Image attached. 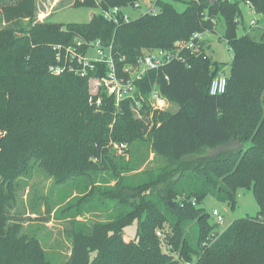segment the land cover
<instances>
[{"label":"trees","instance_id":"1","mask_svg":"<svg viewBox=\"0 0 264 264\" xmlns=\"http://www.w3.org/2000/svg\"><path fill=\"white\" fill-rule=\"evenodd\" d=\"M138 1L75 0L74 6L105 9ZM183 1L182 12L170 0H156L155 14L118 24L102 14L87 23L59 24L36 21L35 0H0V264H54L39 240L22 234L9 215L17 179L34 164L57 184L84 182L79 203L96 190L118 204L110 220L95 223L90 233L73 234L64 264H181L192 259L196 264H264V31L258 28L252 35L249 26L239 34L242 13L231 0ZM243 1L264 24V0ZM220 17L233 55L220 95L208 92L211 79L223 71L203 58L205 41L203 53L180 50L184 61L172 59L136 82L143 119L134 116L128 100L116 105L104 92L98 106L95 97L90 104L89 78L104 76L103 66L86 77L49 71L55 63L53 44L99 40L111 45L117 65L134 63L144 50H173L175 42L196 31H215ZM153 88L177 110H153L148 102ZM231 139L245 148L194 156ZM143 140L153 159L175 167L166 174L143 170L142 181L131 184L115 172L110 142L132 146ZM109 168L116 182L101 188L95 178ZM88 181L92 187L87 191ZM239 188L252 189L257 214L233 220L207 244L215 224L202 206L204 198L211 195L234 207ZM135 220L136 234L130 238L125 229Z\"/></svg>","mask_w":264,"mask_h":264},{"label":"rangeland","instance_id":"2","mask_svg":"<svg viewBox=\"0 0 264 264\" xmlns=\"http://www.w3.org/2000/svg\"><path fill=\"white\" fill-rule=\"evenodd\" d=\"M74 1L35 0L34 19L36 21L48 20L59 24L87 23L92 15L101 13L99 7L74 6ZM231 1L237 3L241 10L238 33L242 34L243 27L250 26L253 14L243 0ZM170 2L179 12L185 8L183 0H170ZM139 4L140 8L126 7L124 12L132 19L139 17L145 12L149 3L148 0H140ZM256 18L260 19V15L257 14ZM215 27V31H206L204 34V41L208 42L205 52L210 60L217 62L223 73L228 75L233 55L223 38L224 21L221 17L215 21ZM257 31V27L249 28L252 35H255ZM90 84L93 87L94 82L92 81ZM177 108L176 104L170 103L167 110L174 112ZM133 113L140 119L144 117L139 113V109H133ZM148 119H145L146 122ZM110 144L115 172L120 173V176H123L125 181L131 184L142 181L140 179L143 178V170L162 171L163 174H166L175 167L173 165L166 166L168 162L162 158L153 159V153L146 140L135 141L132 146L126 144L125 149H120L119 143L110 142ZM202 153H198L197 156L200 157ZM95 181L100 184L101 188L112 186L116 182L112 168L98 172ZM82 183L84 184L77 180L66 184H57L38 164H34L29 173L19 177L15 184L16 199L14 205L9 209L11 222L20 224L22 234L26 237L38 239L44 250L45 258L54 264H64L70 256L72 237L75 232L82 230L90 233L95 223L106 222L116 213L118 204L102 197L96 190L88 195L89 199L87 198L85 203H79V199L84 196V192L78 190ZM90 186L92 187L89 182L87 191ZM202 206L209 214L216 209L223 215L224 222L220 226V230H224L237 218L255 216L259 209L252 189L247 188L237 190L234 207L229 206L226 202L218 201L211 195L204 198ZM210 220L213 222L212 218ZM136 227L135 220L126 227L125 234L133 238L136 234Z\"/></svg>","mask_w":264,"mask_h":264},{"label":"built area","instance_id":"3","mask_svg":"<svg viewBox=\"0 0 264 264\" xmlns=\"http://www.w3.org/2000/svg\"><path fill=\"white\" fill-rule=\"evenodd\" d=\"M156 0H148L149 6L144 13L155 14L158 8L155 5ZM97 4L99 0H96ZM253 18L250 20V27H257L264 31V24H260L256 18L257 12L248 3H246ZM132 7L133 9L140 8L139 1L132 5L124 7L113 6L109 8H100L102 16L115 24L120 22H128L131 18L124 12V8ZM206 32H194L189 39L177 41L174 44L173 50L153 49L144 50L142 57L134 63H124L117 65L111 53V45L105 47L99 40L87 41L83 38H75L71 44H53L52 49L55 51V63L49 68V71L54 74H60L64 71L74 72L80 77H86L90 71H96L99 66L106 69V74L102 77H90L89 82H94V90L91 87V96L89 98L92 104L94 97L95 105L100 104V93L104 92L107 96L114 99L116 105L123 100H128L133 109H139L141 106L142 95L136 85L137 81L143 79L146 73L151 69H156L159 66L169 62L172 59L184 58L180 55V50H188L192 53H203L204 46L201 42L204 41ZM203 48V49H202ZM94 52V53H93ZM205 53V52H204ZM202 54L206 58V54ZM227 86V77L224 73L218 74L211 79L208 86V92L212 96L223 94ZM148 102L153 110H166L170 102L155 88H153L148 96ZM120 149H125L126 144H119ZM212 218L215 228L208 237L207 244L212 243L218 235L223 231L220 226L224 222L223 215L216 209L209 214ZM159 235V232H156ZM181 264H196L194 259L182 260Z\"/></svg>","mask_w":264,"mask_h":264},{"label":"water","instance_id":"4","mask_svg":"<svg viewBox=\"0 0 264 264\" xmlns=\"http://www.w3.org/2000/svg\"><path fill=\"white\" fill-rule=\"evenodd\" d=\"M212 1H216V0H212ZM245 148V144L241 143L237 140L231 139L223 144L217 145L213 148H205L203 153L200 154L201 157H213V156H217L220 153L223 152H230V151H236V150H242ZM198 154L194 155L197 156ZM193 155H187L185 157H192ZM184 157V158H185ZM171 204V202H170Z\"/></svg>","mask_w":264,"mask_h":264},{"label":"crops","instance_id":"5","mask_svg":"<svg viewBox=\"0 0 264 264\" xmlns=\"http://www.w3.org/2000/svg\"><path fill=\"white\" fill-rule=\"evenodd\" d=\"M206 42V41H205ZM206 45H208V42L206 43Z\"/></svg>","mask_w":264,"mask_h":264}]
</instances>
